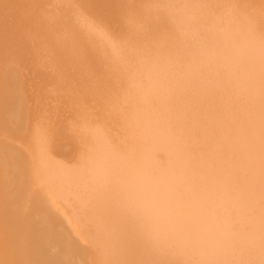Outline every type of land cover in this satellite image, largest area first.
I'll return each instance as SVG.
<instances>
[{
	"label": "bare ground",
	"instance_id": "bare-ground-1",
	"mask_svg": "<svg viewBox=\"0 0 264 264\" xmlns=\"http://www.w3.org/2000/svg\"><path fill=\"white\" fill-rule=\"evenodd\" d=\"M29 49L0 264H264V0H0V104Z\"/></svg>",
	"mask_w": 264,
	"mask_h": 264
},
{
	"label": "rangeland",
	"instance_id": "rangeland-1",
	"mask_svg": "<svg viewBox=\"0 0 264 264\" xmlns=\"http://www.w3.org/2000/svg\"><path fill=\"white\" fill-rule=\"evenodd\" d=\"M31 50H32V49L26 50V54H25V50H23L24 53L18 54V55L15 56L14 58L12 57L13 55H12V56L10 55L9 58H10V59H14L15 61L9 65V67L11 66V67H10L11 70L8 69V68L6 67V72H8V74H9V75H8V74L6 73V75L9 76V79L12 80L13 83H15V84L12 83V85H18V84H19L20 88H21L22 91H23L22 93H20V92H21V89L18 88L19 86H18V87L16 86L17 89H16L14 86H13L14 89H12V86H10L8 89H7L8 86L6 87V91H7V93H8V94L6 93V94H7L6 96H7V98H8V99H7V103H8V105H9V107L12 108L11 110H12V112H13V108H14V105H15V104L13 105V104H12V101H13V99H14L13 102L16 103V104L18 105V106L15 105L14 112L17 111L16 108L19 107V109H18V111H17V112H18L17 115H15V113H14V115H13V113L10 112V113L12 114V117L10 116L11 114H9V113H8V115H9L11 118H10L9 116H6V117H5V113H7V112H5L4 109H6V110L9 112V107H7V108H6V107H5V108H2V107L0 106V107H1V108H0V117L2 118V121H3V123H1V124L5 125V127H6V128L1 129V128L4 127V126H0V127H1V128H0V134H3V132H4V134L6 135L5 138H4V137H3V138L0 137V140L3 141V142L0 141V142H1L0 145H1V146L3 145V149H2L1 146H0V151H1L3 154L5 153L6 156L11 155V154H9V150H10V149H13V145L16 144V141H15V140H16L17 138H20L19 136L22 137V136L26 133V130H27V129H24V128H23V126H24L25 128L28 127V124H27V126H25L26 124L23 125L24 122L27 123V120L24 121V120L26 119L25 115H24V117H23L24 119L22 118V120H23L24 122L21 121L22 123H21V124L19 123V125H18V121H19L20 118L23 116L22 114H26V115L28 114L27 118L29 117V118H28V123H29V122H30L29 119L32 118L33 113L35 112L34 109L37 110V109L40 107V104H39V103H40V98L38 97L39 92H40V88H42L41 91H43V89L46 87V86H45V83L47 82V80H46V79H43V78H44V75L42 74L43 71H42L39 67H36L35 64H33V63L35 62V57L32 56L33 53L31 52ZM32 51H33V50H32ZM9 54H10V53H7V55H9ZM19 55H20V57H19ZM22 55H23V56H22ZM21 56H22V57H21ZM25 56L28 57V61H29V63H28V61H27V57H25ZM30 56H31V57H30ZM23 57H24V58H23ZM29 57H30V58H29ZM16 58H18L19 60H16ZM20 59H21V60H20ZM30 59H31V60H30ZM32 61H33V62H32ZM16 62H17V63H16ZM21 63H23V65H22ZM24 63H25V65H24ZM13 64H14V65H13ZM16 64H17V65H16ZM27 64H28V68L31 67V69H30V68H29V69H26V68H27ZM19 65H20V67H21V69H20L21 74L24 76V77H22V75H21V77H22L21 80H22V81L20 80L21 77L18 78L19 76H18L17 74H16V75H17L18 77H16V76H15V73H14V72H18V71H19V69H18V68H19ZM34 65H35V67H34ZM15 66L18 67V68L16 67L17 71H16V69H15ZM22 66H23V67H22ZM37 68H38V69H37ZM9 70H10V71H9ZM14 70H15V71H14ZM23 71H24V72H23ZM38 71H39V72H38ZM35 72H36V75H35ZM27 73H28V74H27ZM37 73H38V74H37ZM19 75H20V73H19ZM34 75H35V76H34ZM37 75H38V77H37ZM10 76H13V78H10ZM14 76H15L16 78H15ZM26 76H27V77H26ZM32 77H34V78L32 79ZM42 77H43V78H42ZM14 78H15V79H14ZM23 78H24V79H23ZM25 78H29V80L26 79V81H25ZM30 79H31V81H30ZM6 80H8V79L6 78ZM16 80H17V81H16ZM18 80H19V82H18ZM33 80H34V81H33ZM27 81H29V83H25V82H27ZM40 81H41V82H40ZM7 82H8V81H7ZM32 82H33V84H32ZM20 83H21V85H20ZM39 83H41V85H40ZM26 84H27V86H26ZM36 84H37V86H36ZM6 85H10V82H9L8 84L6 83ZM24 85H25V90H23V89H24ZM38 85H40L41 87L38 86ZM35 86H36V89H35ZM43 86H44V87H43ZM27 87L30 88V89H28ZM11 89H12V90H11ZM18 89H19L20 91H17ZM8 90H10V91H13V90H14V91H13L14 93L12 92L13 94H15V93L18 92V93L20 94V97H21L23 94H25V95L22 96V98H23V97L26 98L25 96H27V98H31V99H28V100H27V98H26V100L23 98L24 101H22V102H25L24 105L27 106V109H28V110H26V108H25V109L23 108V107H25V106L23 105L22 102H18V103H19L20 105H23V107H22L23 109H22L21 106H19V104L16 102V99H18L19 94H17L18 97H15V98L12 97V98H13V99H12V98L10 97V95H12V94H11V92H9ZM29 90H31V91H29ZM33 90H35V91H33ZM16 91H17V92H16ZM26 91H27L28 93H27ZM25 92L27 93V95H26ZM30 92H31V94H30ZM34 92H35V93H34ZM36 92H38V93H36ZM9 93H10V94H9ZM33 94H34V96H33ZM29 95H31L32 97L29 96ZM12 96H13V95H12ZM15 96H16V95H15ZM28 96H29V97H28ZM9 97L12 99V101L9 99ZM20 97H19V98H20ZM22 98H20L19 100L21 101ZM37 98H38V99H37ZM5 100H6V99H5ZM19 100H18V101H19ZM26 101L28 102V105H27V102H26ZM38 101H39V103H37ZM9 102H11V103H9ZM30 102H33V103H30ZM3 103H4V101L1 103V104L3 105V107H4V104H7V103H6V102H5L4 104H3ZM1 104H0V105H1ZM8 105H5V106H8ZM32 105H34V106H32ZM35 105H36V106H35ZM12 106H13V107H12ZM1 109H2V110H1ZM23 110H25L26 112H25V111L22 112ZM1 111H3V114L1 113ZM27 111H31V113H30V112H27ZM4 112H5V113H4ZM19 112H20V113L22 112V113L20 114ZM29 113L32 114V115H30ZM2 115H3V116H2ZM6 115H7V114H6ZM20 115H21V117H20ZM13 116H17V118L15 117V118H16V119H15L16 122H14V123L17 124V125H15V124L13 123V120H14V119H13V118H14ZM18 117H19V118H18ZM6 119H7V120H6ZM8 119H9V120H8ZM10 119H11V121H10ZM6 121H7V122H6ZM8 122H9V123H8ZM11 122H12V123H11ZM19 122H20V121H19ZM8 124H9V125H8ZM12 124H14V125H12ZM7 125H8V127H9L10 129L7 127ZM16 126H17V127H16ZM19 126H22L23 129H22L21 127H19ZM15 127H16V128H15ZM11 128H12V129H11ZM14 128H15V132L13 131ZM18 128H19V130H18ZM20 128H21V129H20ZM8 129H9L10 131H11V130H12V131L9 132ZM2 130H3V131H2ZM6 130H8V132H7ZM17 130H18L19 132L23 131V133H22V132H21V133H18V132H17V133H18V134H17V133H16ZM1 132H2V133H1ZM24 132H25V133H24ZM11 133H12L13 135H15L14 133H16L17 136H13V135H11ZM7 135H8V136H7ZM10 135H11V136H10ZM15 137H17V138H15ZM11 138H13V139H11ZM5 139H6V140H5ZM7 139H9V142H7V141H8ZM4 140H5L6 142H5ZM11 140H13V141H11ZM10 142H11V143H10ZM12 142H14V143H12ZM8 143H9V144H8ZM6 144H7V145H6ZM10 144H11V145H10ZM9 146H10V149L6 148V147H9ZM11 147H12V148H11ZM14 147H17V146L14 145ZM5 148H6V150H7V149H8V150L6 151ZM1 152H0V154H1L0 156H1V158H2V153H1ZM6 152H7V153H6ZM3 156H4V155H3ZM11 156H12V155H11ZM11 156L8 157V159H7L8 161L6 160L7 163L10 162V161H9V158L11 159ZM12 157H14V156H12ZM17 157H18V156H16V158H17ZM1 158H0V160H1ZM3 158H4V157H3ZM6 158H7V157H6ZM2 160H3V159H2ZM12 160H14V159L12 158ZM0 162H2V161H0ZM3 162H4V161H3ZM7 163H6V168L8 167ZM14 163H15V162H14ZM1 164L3 165V164H5V162H4V163H0V165H1ZM8 164H9V163H8ZM2 165H1V166H2ZM9 165H10V164H9ZM2 167H3V169H4V168H5V165L2 166ZM8 168H9V167H8ZM1 170H2V168H1ZM2 172H3V170H2ZM4 173H5V172H4ZM4 173H3V174H4ZM14 173H15V174H18L17 172H14ZM3 174H1V175H3ZM1 175H0V212H1V215L4 216V215H5V214H4V211L6 212V210H4V209L2 208V206H3V203H2V202H3V200H5V202H6V194H5V192L3 191V190H4V186H2V183H3V182L1 181V178H2ZM4 176H6V175H4ZM15 176H16V175H13V177H15ZM1 187H2V190H1ZM13 187L15 188V186H13ZM17 188H18V187H17ZM14 191H15V190H14ZM22 191H23V189H19V188H18V191H17L18 193H17V195H16V193H15L16 191L14 192L15 195H14V199H13L11 205H9V206L6 207V203H4L5 207L9 209V211H7V212H10V211L12 210L11 215H10V213H6V214H7V215H5V217H7L6 219H5L4 217L2 218V216L0 215L1 218L4 219V221L6 220L5 223H6V222L9 223V222H10L9 219L11 220V219L17 217V215H20V213H19V212H20V211H19V205L22 204V201L24 200V198L22 199V197L25 196V193H23ZM19 192H20V193H19ZM1 194H2V195H1ZM21 195H22V197H21ZM23 195H24V196H23ZM18 197H19V198H18ZM3 198H4V199H3ZM2 199H3V200H2ZM19 199L22 200L21 203H20V200H19ZM16 201H19V203L16 202ZM13 203H15V204L17 203L16 205H18V206H16V205L13 204ZM13 206H14V207H13ZM3 207H4V206H3ZM6 208H5V209H6ZM11 208H12V209H11ZM16 208H17V209H16ZM2 209H3L4 211H3ZM8 209H7V210H8ZM18 211H19V212H18ZM16 212H18V213H16ZM2 213H3V214H2ZM9 215H10V216H9ZM2 219H0V220H2ZM14 220L16 221V219H14ZM2 221H3V220H2ZM2 221H1V222H2ZM8 221H9V222H8ZM15 221H14V222H15ZM1 222H0V223H1ZM14 222H12V223H14ZM2 224H4V222L1 223L0 226H1ZM0 230H1V229H0ZM7 248H13V246L11 247L10 245H8ZM9 250H10V249L7 250V253H8V254H6V262H7V263H8V262H9V263L12 262V261H13V258H14V260L17 259V261H18L19 263H18V262L16 263V261H14V262H12V263H10V264H20V263H21V264H22V263L24 264L23 259H20V258H19L21 255H23L22 253H24V250H22V251H20V253H18V252H16L17 249H14L17 255H16L15 253H13L14 250H13V251H11V250L9 251ZM8 251H9V252H8ZM21 252H22V253H21ZM10 253H13V254H10ZM14 254H15L16 257L14 256ZM18 254H19V255H18ZM10 255H11V256H10ZM12 255H13V257H12ZM8 256L10 257V259H9ZM8 259H9V261H8ZM21 260H22V261H21ZM86 261H87V260H86Z\"/></svg>",
	"mask_w": 264,
	"mask_h": 264
},
{
	"label": "crops",
	"instance_id": "crops-1",
	"mask_svg": "<svg viewBox=\"0 0 264 264\" xmlns=\"http://www.w3.org/2000/svg\"><path fill=\"white\" fill-rule=\"evenodd\" d=\"M59 149H61L60 146H59ZM62 149H63V148H62ZM67 149H68V151H69V148H67ZM67 149H65V151H66ZM68 151H66V152H68ZM35 194H36V193H35ZM27 195H29V193H28ZM36 195H37V194H36ZM31 196H35V195H34V192H32ZM31 196L29 195V198H30L31 200H33L34 197L32 198ZM34 201H35V199H34ZM30 202H31V201H30ZM30 202H29V203H30ZM32 202H33V201H32ZM32 202H31V204H32ZM33 203H34V202H33ZM28 205H30V204H28ZM28 209H29V208H28ZM28 209H27V210H28ZM34 210H35V211L32 210V212H34V216H35V218L38 217V214H39V216H40L39 218H41V216L43 217V216L45 215L44 211H43V214H44V215H43V214L40 215L41 213L39 212V209H38V210L36 209V207H35ZM51 210H52V209H51ZM40 211H41V210H40ZM36 212H37V213H36ZM41 212H42V211H41ZM51 212H54V215H56L57 217L59 216V215L56 214V211H55V210H52ZM41 221H43V220L41 219ZM34 222H35L34 220H33V222L30 221V224H31V223H34ZM28 223H29V222H27V224H28ZM30 224H28V226H30ZM34 224H35V223H34ZM34 224H33V225H34ZM44 224H45V223H44ZM31 225H32V224H31ZM45 225H46V224H45ZM30 227H31V226H30Z\"/></svg>",
	"mask_w": 264,
	"mask_h": 264
}]
</instances>
